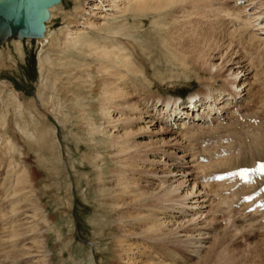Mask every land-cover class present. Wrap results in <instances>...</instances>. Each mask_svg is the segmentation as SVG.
<instances>
[{
	"label": "rangeland",
	"instance_id": "obj_1",
	"mask_svg": "<svg viewBox=\"0 0 264 264\" xmlns=\"http://www.w3.org/2000/svg\"><path fill=\"white\" fill-rule=\"evenodd\" d=\"M244 1L243 5L246 6L247 11L244 15L246 16L253 7L255 8L260 3H264V0ZM85 3L86 0H79L78 4L76 0H61L60 4L55 6L57 11L53 10V14L50 12V18L46 23V31L42 39L11 40L3 45L0 44V85L3 88V92L0 93V123H2L1 120L4 117L6 124V127H1L2 124H0V133L9 136L18 146L17 148H20L19 151L22 155L18 154V151L14 152L13 159H11L12 163L14 162L17 168L18 166L19 168H27L29 178L28 182L25 183L24 187L26 188L24 190L27 192V187L29 191L33 190L32 194L37 198V207L39 210L42 208L41 211L45 213L48 220L47 224H39L38 229L47 240L45 244L47 251H49L50 264H124L125 259L129 257L134 259L137 264H151L153 261L149 260V257L157 258L154 263L162 262L165 259L160 257L159 250L154 252L151 244L144 241H141L143 243L138 248L137 255H132L133 252H137L136 248L131 250L132 253L121 256V250L126 246L123 243L131 232L126 231L127 228L124 227L121 221L127 225L129 215L134 218L135 215L140 213L139 210H131V214L128 215L123 208L120 209V204H122L120 200L127 201V195H130L131 190L139 189L136 187L138 184L134 183L133 179H136L140 184L141 182L145 183L147 180L146 174L149 171H144L141 166H145L150 157L134 160L132 163L126 164L125 167L120 166L117 160L110 159L113 153L110 144L102 140V135H93L92 133L95 126L97 128L102 126L101 129L104 127V120L99 113L101 110L100 98H103L102 104L107 103L102 96L103 91L100 82L103 77L101 72L96 75L95 69H93L95 63H92L94 61L87 59L90 64L89 76L91 75L90 77L94 78L91 83L92 94H86L89 98L85 95L80 97L76 94L82 91H78V86L75 87L78 84L76 79L80 74L79 71L72 66L71 70H68L72 74L69 77V74L58 66L61 55L72 56L71 59L74 56V60L79 58V55L74 52L65 54V49L60 47V43L65 38V34L73 33L75 30V10L81 12L82 8L85 7ZM258 6L256 9L259 8ZM189 10L188 8L183 12L187 13ZM176 12L178 13L175 14L174 12L169 16L157 15V13H127L125 16L120 15L121 17H117L119 24L123 23L124 27L126 26V33L129 34L127 37H118L117 40L121 42L126 55H129L128 58L135 66L133 72H127V75H124L126 76L127 89L135 98L137 104L142 109L145 106L144 103L148 102V110H151L150 105L156 98L165 101L171 100L175 102V106L181 105H178L177 102L185 106L186 102L191 99L190 103L193 106L194 96H198L197 99H202L207 92L218 95L221 93L223 85H226L225 83H228V90L232 92H241L245 89L237 96V98H240L235 108L231 109L226 116L227 120L221 124L218 123L221 127L217 123L205 128L197 127L195 129V127L186 141L177 138L182 151L172 150L177 155L171 153L173 158L189 154L194 156L193 163L186 165L189 168L186 171L194 172L200 185L203 184L202 186L213 191L215 190L212 187L213 183H206L207 181L204 183L203 180L212 176V173L220 169L219 167H229V163L232 162L231 164H233L235 160L234 163L237 164L244 156L251 157V154L257 156L261 152L264 153V61L258 59V54L254 55L242 51L243 56L247 55L244 60L253 59V62L250 63L247 60L245 64L248 65L249 63V66L254 62L256 64L250 66L252 71L247 75L246 80L243 78L241 81V76H239L235 86L230 85L234 80L231 73H226L223 79L216 81L208 74L198 73L194 68L184 67L183 69V66L175 61L174 54L168 51L169 48L166 45L168 40L166 39L169 38V33L171 34V29L175 23L182 21L190 26L193 24V18L198 19V17L183 16L186 13ZM257 12L259 13L260 10ZM173 15L174 18H172ZM62 16L70 19L68 21L62 20ZM199 17L201 23L198 25L202 24L200 28L205 27V24L207 26V23L212 20L208 18L210 19L208 21L207 18L203 17L206 20L204 21L201 16ZM175 18L177 22L174 20ZM123 19L125 22H121ZM211 23L213 24V22ZM242 24L239 21L237 27H230L232 24H224L225 27H221L224 30L227 28L228 33H234L236 36L238 33L236 29L241 27ZM218 26L220 25L218 24ZM208 27L210 26H207L206 29ZM166 28L168 29L166 30ZM254 28H250L251 30L248 28L247 34L253 32L258 39L262 40L264 38L261 34L262 31L256 27ZM89 30V39L97 37L98 32L92 31V29ZM47 33L48 41L44 44L39 43V40L45 39ZM51 38L53 40L52 44ZM235 50H238L236 52L239 53L238 48ZM242 53L240 51L239 54ZM41 56L42 58L48 57L51 66L50 64H44L46 66L42 68L41 59H39ZM214 62L218 63V61ZM68 64L71 66L70 63ZM41 68L42 71L44 70L42 73H40ZM211 72L214 73L215 69ZM247 85L249 86L246 88ZM247 91H250V93ZM9 92H13L15 99L9 95ZM226 94H229V92H226ZM40 97L44 98L47 106L42 103ZM77 97L86 99L85 107L74 104L78 99ZM232 98L227 96L224 103L219 105L220 109L224 106L231 107V102H233V106L235 101H232ZM5 100L7 104L4 103ZM8 103L11 105L8 106ZM12 103L14 104L12 105ZM204 108V112L203 108L199 110V115L209 113L208 106H204ZM18 109L20 112L17 111ZM52 109L56 110L57 116L53 115V111L51 114L49 113ZM184 111L186 110L184 109ZM16 113H19L20 116ZM154 113L151 112V115ZM211 117L213 118L212 115ZM82 119H85V121ZM16 122L19 126L21 125V128L26 126V133L28 132L31 135L40 137L38 132H42L41 140L36 139V136H33L34 139L25 138L15 126ZM90 123L94 125V128ZM166 126L170 127L168 124ZM9 128L10 132H7ZM145 139L140 141L144 142ZM148 139L149 136L146 141ZM214 154H224L226 157H213ZM96 156L100 158L96 160ZM200 157L204 160H208L209 157V160L203 164L202 161H199ZM101 159H103L102 163L100 162ZM97 162H100V171L97 170ZM220 162L224 163L223 166ZM202 170L204 173L206 172L205 175L201 173ZM209 172L211 174H207ZM11 176L8 175V180L6 179V188L9 178L13 179L14 174ZM99 176L102 184H99ZM2 177L3 174L0 176V180ZM116 185H119V189H123L127 185V197L123 194L113 197ZM102 188L103 192L100 194L99 190ZM247 190L241 188L239 192L244 193ZM147 191L150 192L151 189ZM229 194L235 196L233 191ZM219 197L221 198V196ZM226 200H229L228 196H224L223 199H211L213 205L211 204L209 209H212V217L208 219L214 217L215 221L210 222V225L212 224L211 227H215L216 230L210 233L209 243L206 245L208 249L192 254L194 258L192 257V262L189 264H264V225L263 227L257 225L247 228L249 218H245L248 215L245 213L246 208L244 207V210L239 207L235 209L232 208L233 204H230L231 206L228 209ZM10 201L4 203L6 208L4 220L8 223V229L0 224V239L2 234L0 245L6 253L4 254L2 250L3 254L0 256L5 257L6 260L2 264H22L21 253L18 251L23 241L16 242V238H10V236L14 231L13 236L22 233L23 230L17 231L12 228L13 226L16 227V224H20L21 221L19 216H11L13 214L11 208L9 210L6 207V203ZM205 211L207 210L205 209ZM238 214H242L241 218L246 221V227L244 221H240L242 219ZM262 216H258V218L262 219ZM139 223L137 224L139 225ZM35 224L38 225V222L36 221ZM18 229L20 228L18 227ZM136 231L139 232L138 229ZM11 239L15 241L12 242ZM179 255L183 257H181V262L184 263L189 253L182 250ZM184 256L186 257L184 258ZM122 258H125L124 261H121ZM167 263L170 262L166 261Z\"/></svg>",
	"mask_w": 264,
	"mask_h": 264
},
{
	"label": "bare ground",
	"instance_id": "obj_2",
	"mask_svg": "<svg viewBox=\"0 0 264 264\" xmlns=\"http://www.w3.org/2000/svg\"><path fill=\"white\" fill-rule=\"evenodd\" d=\"M76 2L78 4L79 0H76ZM237 3L238 0H86L85 7L82 8L81 12H77V10H75V30L73 33L69 32V34H65V38L63 39L62 43H60V47L65 49V54L74 52L79 55L77 60H74V56V59H71L72 56L68 57L67 55H61L58 65L59 68H62L69 74V77L72 76V74L68 72V70L72 66L75 68V70L79 71L80 74L78 75L77 79L75 78L76 82L78 83L75 85V87L78 86V91L82 92H77L76 95L80 97L81 95H85L88 97V95H86L87 93H89V95L90 93L92 94L91 83L94 78L90 77L91 75L89 76L88 72L90 69V64L87 59H92L94 61L92 63H95L93 69H95L96 75L101 72L103 77V80L100 82L102 86L101 89L103 91L102 96L104 97V101L107 103L102 104L101 102L103 98H100L101 110L99 113L104 120V127L101 129L102 126L101 128H97L96 126L94 128V125H91V123L90 125L94 128L92 131L93 135H102V140L110 144V147L113 150L110 159L117 160L120 166L125 167L126 164L132 163L134 160L136 161L141 160V158L144 157H150L146 161L145 166H141V169L144 171H149V173L146 174L147 180L145 183L141 182V184L145 185H141L136 179H133V182L138 184L136 187L139 189H132L130 195H127L126 193L128 191L127 185H125L123 189H119V185L114 187L116 189V191L114 190L113 192L114 198L117 195L122 194L123 196H128H126L128 198L127 201H124V199L120 200L122 202V204H120V209L123 208L128 215L131 214V210H139L140 213L135 215L134 218L133 216L129 215V218L127 219V225L121 221L124 227L127 228L126 231H131L123 243L126 246L121 250L122 257L123 254L126 256L127 254L132 253L133 251L131 250L136 248L137 252H133L132 255H137L138 248L143 243L141 241H144L148 244H151L154 252L159 250V253L161 254L160 257L165 259V261L163 260L162 262L154 263L157 258L148 256V259L153 261L151 264H166V261L170 262L167 264H189L192 262V254H196L204 249H208L206 245L209 243L210 233L211 231L216 230L215 227H211L212 224L210 225V222L215 221L214 217L213 219H208L212 217V209H209L210 205L212 204L211 199H223L224 196H228L229 200L225 201L228 205V209L229 206H231L230 204H233L232 208L236 209L239 207L244 210L245 207L247 210L249 206L240 203V199L244 195H247V193L253 188L251 186H241L234 190L235 185L233 183H210L213 185V189H215L212 191L202 186L203 184L200 185L194 172L191 173L188 171V173L186 171V169H189L186 165L193 163L194 156L191 155V157L190 154L186 156L181 155L177 158H175L176 156L174 158L171 156V153H173L172 150L182 151V149H180L181 144L179 145V140H177V138H181L182 141H186V139H188L190 136L191 131L195 127V129H197V127H201V124L205 122L204 119H202V123L200 119L197 120L198 115L196 112H199V108L204 106H208L210 109L212 108V111H210L214 112V116L217 115L215 120H219V123L220 121L223 122L227 120L226 116L228 113H230L231 109L235 108V105L233 107L224 106L221 107V109L219 105L224 103V99L227 96L233 97L231 100H234L237 104L240 98H237V96L244 92L245 89H243V91L241 90V92H232L228 90V83H225L226 85H223L220 94L214 95V93L207 92L202 99L194 100L192 103V105L194 104V108L197 109L199 107L198 110L195 109V111H191V103H189V108H184L182 107L183 105L175 106V102H172L171 100L165 101L160 100L159 98L153 100L152 104L150 105L151 110H148V102L146 104L144 103L145 106H143L141 109L137 104V101H135V98L127 89L125 75H127V72H133L135 66H133V63L128 58L129 55H126L125 49L121 45V42L117 40L118 37H127L129 35L126 33V26L124 27L123 23L119 24L117 17L120 15L125 16L127 13H157V15L162 14V16H169L172 13L174 14V12L175 14L178 13L176 11L181 13L186 9L188 10L189 8L190 10L187 12L188 14L183 12L186 13L183 14V16H197L198 19L193 18V24L190 26H187V24L182 21H178L177 24L175 23L171 29V34L169 33V38L166 39L168 40L166 41V45L169 48V50H167L174 54L175 61L180 66H183V69L184 67L194 68V70L198 73L200 72L204 75L208 74L216 81L218 79H223L226 73H231V76H233L234 80L230 85L235 86L239 76H241V81L243 78H245V80L247 79V75H249L250 71H252L250 70V66H254L255 63H252L253 65L251 64L250 66L249 63L248 65L245 64L247 60H249L248 62L250 63L253 62V59L251 58L244 60L247 55L243 56L242 51L250 54L253 53L254 55L258 54V59L264 61V38L262 40L258 39L255 33L253 34V32H251L252 34H247L248 28L251 30L256 27L261 31H264V23L260 21L264 17V3H260L258 9L254 7L252 10L249 9L250 11L248 12L247 16L244 15L247 12L245 8L246 6H237ZM53 10H56L55 6L49 9V18L50 12ZM258 10H260L259 13L257 12ZM199 16L202 18L205 17L207 19H212L209 23H207V26H210L208 29H206L207 26L205 23H203L205 24V27L203 26L200 28L202 24L200 26L198 25L201 23ZM244 17L246 18L243 19ZM172 18H174V15ZM69 19L70 18L66 19L62 16V20L68 21ZM124 19L121 22H125ZM174 20H176V18ZM203 20L206 21L204 18ZM209 20L210 19H208V21ZM239 21H241L243 24L240 25L241 27L238 26L239 28L236 29L238 36H235L234 33L231 32L228 33L227 28L224 30L221 27L224 26V24H232L230 27H237V23ZM211 22H213V24ZM218 24L220 26H218ZM168 28H166V30ZM89 29L98 32L97 37L89 39ZM23 39L26 38H21L17 33L5 30L0 27V44L3 45L4 43H7L11 40L23 41ZM39 41V43L42 44L48 41V33L46 34L44 40ZM52 42L53 40L51 38V44ZM236 48H238L239 53L241 51L242 54L236 52L238 51L235 50ZM39 59H41L40 63L42 64V68L43 66H46L44 64H50L48 57L42 58L41 56ZM214 61H218V63H215ZM68 63H70L71 66H69ZM42 68L40 73L44 71H42ZM214 69L215 72H211ZM248 86L249 85H247L246 88ZM1 92H3V88L0 85V93ZM226 92H229V94H226ZM247 92L250 93V91ZM9 93V95L15 99L13 92ZM77 98L78 99H76L74 104L76 106L81 105L82 107H85L86 99L84 100L80 99L79 97ZM40 99L42 103L47 106L44 98L40 97ZM82 101L84 102L82 103ZM4 103L7 104L6 100ZM13 104L14 103H12V105ZM10 105L11 104L8 103V106ZM160 107L161 109H159ZM168 109L169 113L166 114ZM184 109L186 111H184ZM54 110L52 109L49 113L51 114L53 111V115L57 116L58 113H56V110ZM204 110L205 109H203V111ZM17 111H19V109ZM151 112L155 113L151 115ZM16 114L19 115V113ZM177 116H179L178 119ZM193 116L195 117L192 119L193 121L191 123L189 121L188 123L190 117L192 118ZM171 118L173 119L171 120ZM204 118H208V116L205 115ZM82 120L85 121V119ZM1 121L2 123L0 124H2V126H0L6 127L4 117H2ZM171 121H173L174 124H170ZM167 124L170 125V127L166 126ZM15 126L20 131V134L22 133L25 138H35L33 136L36 135H31L28 132L26 133V126L21 128V125L19 126L17 122ZM36 126L37 125L35 124V128ZM173 126H176V128ZM7 132H10V128ZM38 134V136L42 138V132H38ZM148 136L149 139L146 141ZM40 137L36 136V139L38 138L41 140ZM144 139L145 141L141 142ZM17 147L18 146H16L9 136L0 133V176L3 174V177L0 180V224L1 226H4L5 229L7 228L8 223H6L7 221L4 220L6 216V208L4 207V203L11 200L9 203H6V207H8L9 210L11 208V211L13 212L11 216H19V220L21 221L20 224H16V227H11L13 230H23V232L13 236L14 234L12 235V233H15L14 231L11 233L10 238H16V242L23 241L18 251L21 253L20 257L22 258V264H50V255L45 244L47 240H45L42 232L38 229L39 224H47L48 220L45 216V213L41 211L42 208H40V210L38 209L36 202L37 198L32 194L33 190L29 191L28 187L27 192L24 190V188H26L24 187L25 183L28 182L29 178L27 175L29 174L27 168H19V166L17 168V165L14 164V162L12 163L11 159H13L14 152L18 151V154L22 155V153L19 151L20 148ZM173 154L177 155V153ZM250 156L251 157L244 156V158L237 164L234 163L236 160L233 162V164H231L232 162L229 163V167H219L220 169L218 168V171L216 170L214 173H212V176L233 168L249 167L256 165L258 162L264 161L263 152L259 153L257 156H254V154H251ZM99 158V156L95 157L96 160ZM187 159H189V161H187ZM102 161L103 159L100 160L101 163ZM100 162H97L98 171L101 170ZM221 164L223 166L224 163ZM202 171L201 173L203 174L204 171ZM13 174L14 178L10 179L12 177L11 175ZM207 174L211 173L209 172ZM8 175L11 177L9 178L6 188L5 185L7 183L6 179L8 178ZM207 179L208 178H206V181ZM98 181L99 184H102L100 176ZM125 188L126 190H124ZM241 188H246L248 190L242 193L241 191L239 192ZM148 189H151V191L148 192ZM231 191L235 193V196L229 194ZM99 192L101 194L103 192V188L100 189ZM219 196H221V198ZM33 199L35 203L34 201L32 202ZM205 209L207 211H205ZM245 213L242 214L244 215ZM242 214H238L240 219H242L240 221H244V218H241ZM246 214L248 215L245 216V218H249V224L247 228H251L253 226L255 227L257 225L263 227L264 213ZM257 215L259 217L263 215V218H258ZM36 221L38 222V225L35 224ZM137 223H139V225ZM243 223L245 225L246 221ZM18 227L20 229H18ZM136 229H138V233ZM253 230L255 229L253 228ZM3 240L5 241V239ZM12 240L13 239H11V241ZM2 250L4 252V249H1L0 245V255L3 254ZM182 250L185 253H189V259L186 258L185 262L183 260L184 263L181 262L182 256L180 257L179 255ZM4 254L6 253L4 252ZM185 257L186 256H184V258ZM124 259L122 258L121 261H124ZM5 261V257L0 256V264L4 263ZM134 261V259L129 257L125 259L124 264H137Z\"/></svg>",
	"mask_w": 264,
	"mask_h": 264
},
{
	"label": "water",
	"instance_id": "obj_3",
	"mask_svg": "<svg viewBox=\"0 0 264 264\" xmlns=\"http://www.w3.org/2000/svg\"><path fill=\"white\" fill-rule=\"evenodd\" d=\"M61 0H0V27L21 38H42L49 9Z\"/></svg>",
	"mask_w": 264,
	"mask_h": 264
}]
</instances>
